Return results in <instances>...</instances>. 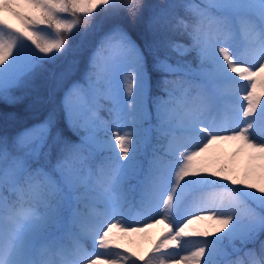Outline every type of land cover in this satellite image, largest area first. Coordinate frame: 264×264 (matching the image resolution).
<instances>
[{"label":"snow or ice","instance_id":"snow-or-ice-1","mask_svg":"<svg viewBox=\"0 0 264 264\" xmlns=\"http://www.w3.org/2000/svg\"><path fill=\"white\" fill-rule=\"evenodd\" d=\"M141 7L140 0H0V108L20 103L17 92L35 73L72 51V36L100 15L113 21L83 83L74 79L77 59L60 73L62 118L52 111L21 134L0 135V264H264V173L241 177L202 160L226 140L264 160V141L253 135L264 126V91L257 94L264 0L162 4L146 44L159 74L155 95L144 49L119 23ZM224 114L231 123L221 127ZM98 151L106 153L99 161ZM133 191L145 212L140 226L123 211ZM202 220L214 221L215 232L191 229ZM165 221L168 233L147 258L119 243ZM192 237L198 245L182 254ZM172 246L175 255L164 251ZM57 250L66 258H43Z\"/></svg>","mask_w":264,"mask_h":264},{"label":"trees","instance_id":"trees-1","mask_svg":"<svg viewBox=\"0 0 264 264\" xmlns=\"http://www.w3.org/2000/svg\"><path fill=\"white\" fill-rule=\"evenodd\" d=\"M166 2L167 0H140L142 7L135 19L123 15L119 20L121 26L125 28L144 49L145 56L147 57L148 71L152 76L153 95L156 94L155 83L159 74L153 70V56L146 47V44L152 39V33L148 25L152 16L159 10V7ZM186 2L205 3V0H186ZM112 23L113 21L111 18L100 15L93 21L92 26L87 31L80 32L71 37L70 43L72 45V52H70V56L80 61V70L77 71L74 79L84 82L83 69L89 62L93 45L98 39H101L104 33L110 30ZM175 38L179 39L180 37ZM166 52L173 62L179 59L170 49L166 50ZM61 59L62 57L55 64L47 65L46 70H39L35 73L31 85L18 92V95L22 96L20 103L15 106L0 108V135L7 134L9 136H16L23 128L45 120L52 111L60 112L62 118L63 114L60 109L65 89L59 85L58 78L66 67ZM186 59H191V56L186 57ZM104 102L106 106L109 104V101L105 99ZM99 115L104 119L109 118L107 112L103 109L100 110ZM156 135L154 131L150 148L157 143ZM96 159L98 161L102 160L99 157ZM229 251H231L230 248ZM217 259H219V257H217ZM157 262V259L153 260V263Z\"/></svg>","mask_w":264,"mask_h":264},{"label":"rangeland","instance_id":"rangeland-1","mask_svg":"<svg viewBox=\"0 0 264 264\" xmlns=\"http://www.w3.org/2000/svg\"><path fill=\"white\" fill-rule=\"evenodd\" d=\"M193 4H203L199 2H193ZM9 19L16 23L15 19L11 16H9ZM129 34V33H128ZM130 35V34H129ZM131 36V35H130ZM131 38L134 40V38L131 36ZM237 40L243 44L245 37L242 34H237ZM99 41L95 42L93 45V49L90 55V58L95 51V49L99 45ZM135 41V40H134ZM136 42V41H135ZM137 43V42H136ZM72 52V51H71ZM71 53L68 55L62 57L63 64L67 68L69 66V63L71 60L75 59L72 56H70ZM81 82V81H80ZM83 83V82H81ZM262 90L259 86L257 87V94L260 95L262 93ZM18 95V92H17ZM79 103V99L77 98L76 101ZM99 103L101 105L104 104V99H100ZM42 123V122H41ZM37 123L34 124L28 128L23 129L18 134L23 133L26 129L32 128L35 125L41 124ZM152 123L155 124L154 119V111H153V120ZM217 125L223 127L231 123L230 115L224 114L217 118L216 120ZM234 126V124L232 125ZM253 135L257 139V141H264V126H262L259 122L256 125V128L253 132ZM152 136V133H151ZM177 144L184 143L183 138L180 136H177L176 138ZM249 148L246 147V145L237 140H226V141H219L213 147L209 150L208 153L202 157V160L211 167L213 170H217L220 168H226L229 171L234 172L235 174L239 176H244L248 173H254L257 178L264 173V163H260L261 167L257 169L250 168L247 164L246 157H249V151H247ZM251 150V149H249ZM106 153L104 152H97L96 156L104 157ZM130 183H135L134 181H130ZM131 201H133L134 205H126L123 209L125 213V217L129 220H132L135 222V226H140L138 221L144 219L145 212L143 208L140 206L139 202V193L136 191H133L130 193ZM97 213L103 212L104 207L103 205H99L96 209ZM238 213L240 215L244 214L243 209H238ZM160 217H157L159 219ZM155 224L153 222V226L151 228H147L145 231L139 232V233H130L129 235L125 236L123 239L119 241L123 245L124 248L130 249L132 252L137 253V255H143L150 253L153 249V244L158 243L161 239H163L164 235L168 233L169 225L168 222L165 221L164 223H159L158 229H155ZM217 225L212 220H202V221H196L192 226L191 229H195L198 231H208L210 233L215 232ZM187 239V243L182 242V246L185 249V251L182 253L184 255H187L189 251L195 250V247L198 245L199 238L192 237L190 239ZM90 243V242H88ZM87 246V244H86ZM166 252H170L173 255L176 254L177 249L175 246L170 247L169 249L164 250ZM45 259H51L53 261H61L65 259V255L61 253L59 250L52 253L51 255L45 254L43 256ZM100 264H104L103 259L101 260ZM159 264V263H158Z\"/></svg>","mask_w":264,"mask_h":264},{"label":"bare ground","instance_id":"bare-ground-1","mask_svg":"<svg viewBox=\"0 0 264 264\" xmlns=\"http://www.w3.org/2000/svg\"><path fill=\"white\" fill-rule=\"evenodd\" d=\"M249 151V157H246L247 159V164L250 168H253V169H257L259 167H261L260 163H264V160H260L258 157H259V154L258 153H255L253 152L252 150H247ZM159 226L158 224H155V229H158Z\"/></svg>","mask_w":264,"mask_h":264}]
</instances>
